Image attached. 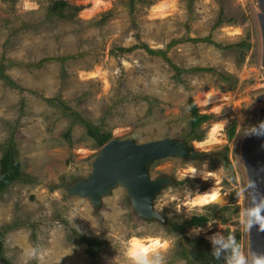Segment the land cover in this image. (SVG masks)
Listing matches in <instances>:
<instances>
[{
    "label": "rangeland",
    "instance_id": "rangeland-1",
    "mask_svg": "<svg viewBox=\"0 0 264 264\" xmlns=\"http://www.w3.org/2000/svg\"><path fill=\"white\" fill-rule=\"evenodd\" d=\"M65 1L81 9L59 18L48 12L52 0H0V63L16 85L0 78V156L12 139L27 179L0 193L5 259L9 264H132L128 241L155 237L163 244L156 254L160 264H195L178 252L188 247L187 240L203 237L211 249L234 241L249 264L241 146L264 110L256 100L264 93L256 0H151L136 3L132 14L128 0ZM221 7L233 22L215 25ZM202 37L212 42L189 40ZM174 39L180 42L167 50V60L143 48L116 51L142 43L164 50ZM192 68L214 71L188 72ZM189 99L209 115L200 126L202 140L185 139ZM61 103L111 138L138 143L179 138L206 154L151 163V178L176 179L154 200L164 224L138 217L120 186L97 210L87 199L65 195L67 184L89 173L100 147ZM231 124L234 134L228 138ZM212 131L215 139L209 141ZM211 186L219 189L221 201L193 202ZM199 214L208 218L204 225L172 229L171 224ZM80 235L103 241L94 256L85 252Z\"/></svg>",
    "mask_w": 264,
    "mask_h": 264
},
{
    "label": "water",
    "instance_id": "water-1",
    "mask_svg": "<svg viewBox=\"0 0 264 264\" xmlns=\"http://www.w3.org/2000/svg\"><path fill=\"white\" fill-rule=\"evenodd\" d=\"M258 4V23L262 40L261 64L264 78V0ZM256 100L264 105V93ZM203 159L205 153L191 150L188 142L179 138L164 137L147 142H136L132 138H110L99 148L90 164V171L64 188L67 197L84 198L94 209H99L103 197L116 187H122L133 212L144 220H155L164 224L166 219L154 208V200L167 185L176 183L169 175L150 177L149 167L160 158ZM241 157L248 180L249 210L264 205V110L260 109L257 124L246 135L241 146ZM221 201V200H220ZM219 202V201H217ZM216 202V203H217ZM264 215V213H262ZM249 254L264 255V230L258 225L249 228Z\"/></svg>",
    "mask_w": 264,
    "mask_h": 264
},
{
    "label": "trees",
    "instance_id": "trees-1",
    "mask_svg": "<svg viewBox=\"0 0 264 264\" xmlns=\"http://www.w3.org/2000/svg\"><path fill=\"white\" fill-rule=\"evenodd\" d=\"M150 4L151 0H128L129 12L132 14L134 12L135 4ZM81 6L72 5L65 0H52L51 5L48 8V12L52 16H57L59 18H70L74 16ZM234 17H228L224 12V8L221 7L219 11L218 18L215 25H218L223 22H233ZM189 40L200 41V42H212L209 37L202 38H190ZM180 40L174 39L171 40L166 48L163 49H152L147 44H137L130 47H118L116 51L120 53L130 52L137 48H143L148 54L161 56L163 59L167 60V50L179 43ZM240 46H245V43H241ZM232 47V45L228 46ZM64 59V58H59ZM177 73H180L182 70L172 65ZM188 71V70H186ZM185 71V72H186ZM212 72L213 68H192L188 72ZM184 72V71H183ZM219 77L224 81H229L230 77L224 73H218ZM0 78L7 81L8 84L16 86L15 83L9 78L8 75L4 73V65L0 63ZM47 101H53V98L47 99ZM63 110L69 111V114L75 119L81 122L85 127L86 134L95 141L97 146H101L107 140L111 138V133L109 131L102 130L98 125H94L88 120L80 117L76 111H73L70 106L61 103ZM188 132L185 139H196L202 140L203 133L200 130L202 123L209 119V115L199 113L197 106L193 103L191 99L188 100ZM234 124H231L228 129V138H231L234 134ZM67 138L70 137V130H67L65 133ZM224 159L227 160V156L224 155ZM24 174L21 172L20 162L17 159V149L16 144L12 139L7 140L2 145V154L0 156V193H2L10 184L22 180ZM25 180V179H23ZM27 181V179L25 180ZM32 181V180H29ZM208 221V218L204 214L193 215L190 218L184 220L181 223L171 224L172 229L182 231L186 226L199 227L204 225ZM2 235L3 231L0 229V261L3 264H9V262L3 256V244H2ZM80 238L84 244L85 252L89 256H94L96 253V248L103 244L101 239L97 237L80 235ZM188 247L181 248L178 252L179 256L185 258L187 261L191 260L195 264H223L226 259L231 258L232 256V247H225L222 249H211L208 246V243L203 237H199L193 241L187 240Z\"/></svg>",
    "mask_w": 264,
    "mask_h": 264
},
{
    "label": "clouds",
    "instance_id": "clouds-1",
    "mask_svg": "<svg viewBox=\"0 0 264 264\" xmlns=\"http://www.w3.org/2000/svg\"><path fill=\"white\" fill-rule=\"evenodd\" d=\"M214 196H205L203 200L211 201ZM264 205H258L245 213L246 228L253 225H258L261 230H264ZM232 256L229 264H248L245 256L241 253L235 242L232 241ZM227 247V245H225ZM128 254L131 258L132 264H160L159 257L156 255L161 249V242L157 238H131L128 241ZM31 254V253H30ZM155 256V259L151 257ZM252 264H264V255L257 256Z\"/></svg>",
    "mask_w": 264,
    "mask_h": 264
},
{
    "label": "bare ground",
    "instance_id": "bare-ground-1",
    "mask_svg": "<svg viewBox=\"0 0 264 264\" xmlns=\"http://www.w3.org/2000/svg\"><path fill=\"white\" fill-rule=\"evenodd\" d=\"M214 132L215 131H212L210 133V135H209V137H210L209 138V141L215 139V137H214L215 136V133ZM191 172L193 174H196L197 173V171L194 170V169H191ZM205 196H214L215 198L213 200H211V201H206V200H203V197H205ZM220 199H221V194L219 193V189L217 187H215V186H211V187H208L205 191H203L200 194H198L197 196H195L192 200L196 204H200L201 205V204H206V203H209V202H217V201H220ZM162 245L163 244H161V246Z\"/></svg>",
    "mask_w": 264,
    "mask_h": 264
}]
</instances>
